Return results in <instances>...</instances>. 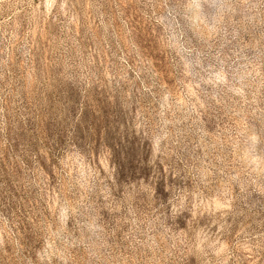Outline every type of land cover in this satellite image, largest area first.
Listing matches in <instances>:
<instances>
[{
  "label": "rangeland",
  "instance_id": "374dc122",
  "mask_svg": "<svg viewBox=\"0 0 264 264\" xmlns=\"http://www.w3.org/2000/svg\"><path fill=\"white\" fill-rule=\"evenodd\" d=\"M0 264H264V0H0Z\"/></svg>",
  "mask_w": 264,
  "mask_h": 264
}]
</instances>
